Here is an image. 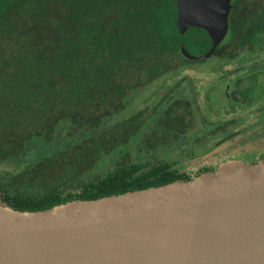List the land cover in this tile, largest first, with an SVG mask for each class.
I'll return each instance as SVG.
<instances>
[{"label":"trees","instance_id":"1","mask_svg":"<svg viewBox=\"0 0 264 264\" xmlns=\"http://www.w3.org/2000/svg\"><path fill=\"white\" fill-rule=\"evenodd\" d=\"M176 20V0H0V164L33 160L0 179L1 205L43 211L215 170L151 160L166 147L156 149V131L174 144L195 128L192 100L181 96L185 79L154 105L112 121L167 74L214 58L264 55V0L231 1L227 34L204 61L188 60L181 48L205 55L207 33L181 36Z\"/></svg>","mask_w":264,"mask_h":264},{"label":"water","instance_id":"2","mask_svg":"<svg viewBox=\"0 0 264 264\" xmlns=\"http://www.w3.org/2000/svg\"><path fill=\"white\" fill-rule=\"evenodd\" d=\"M232 0H176L178 32L205 31L211 57ZM0 264H264V162H223L191 182L34 212L0 204Z\"/></svg>","mask_w":264,"mask_h":264},{"label":"rangeland","instance_id":"3","mask_svg":"<svg viewBox=\"0 0 264 264\" xmlns=\"http://www.w3.org/2000/svg\"><path fill=\"white\" fill-rule=\"evenodd\" d=\"M184 79L186 82L181 83V96L192 100L191 108L193 114H196L195 128L187 130L184 139L174 144H166L165 142L171 140H168L166 134L156 131V149L162 144L166 147L154 151L151 160L169 158L177 162V166H184L188 171L194 172L204 166L217 167L228 161L242 163L256 161L262 164L264 162L262 54L243 53L237 59L214 58L188 66L177 74H167L135 93L129 106L122 114L115 116L112 122L130 118L154 105L172 86ZM241 91L243 96L246 94L244 98L240 94ZM249 103L253 105L249 106ZM180 111L183 114V109ZM230 121H235L233 127L226 124ZM147 160H143L142 164ZM32 161L10 158L1 163L0 179Z\"/></svg>","mask_w":264,"mask_h":264},{"label":"flooded vegetation","instance_id":"4","mask_svg":"<svg viewBox=\"0 0 264 264\" xmlns=\"http://www.w3.org/2000/svg\"><path fill=\"white\" fill-rule=\"evenodd\" d=\"M240 60V59H239ZM229 86V84L226 86V90H227V87ZM252 163V162H251Z\"/></svg>","mask_w":264,"mask_h":264}]
</instances>
